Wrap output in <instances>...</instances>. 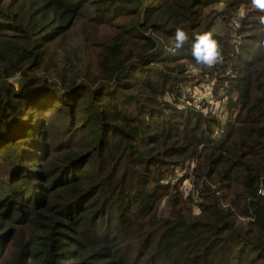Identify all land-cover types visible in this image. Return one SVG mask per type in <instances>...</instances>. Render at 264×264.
<instances>
[{"label":"trees","instance_id":"trees-1","mask_svg":"<svg viewBox=\"0 0 264 264\" xmlns=\"http://www.w3.org/2000/svg\"><path fill=\"white\" fill-rule=\"evenodd\" d=\"M262 17L252 0H0V264H264ZM204 33L212 66L192 55ZM187 64L226 120L187 99Z\"/></svg>","mask_w":264,"mask_h":264},{"label":"rangeland","instance_id":"rangeland-1","mask_svg":"<svg viewBox=\"0 0 264 264\" xmlns=\"http://www.w3.org/2000/svg\"><path fill=\"white\" fill-rule=\"evenodd\" d=\"M243 15V11L240 12L239 17ZM238 20L236 17L233 18L231 23H221L217 22L214 26L217 31H223V28L238 27ZM197 67L192 64H187V77L188 81H184L181 86H183L184 93L188 97L192 99V106L197 110L202 112L203 115L209 114L210 116L216 118H222L226 120L227 118V110L225 107L226 97L221 98L222 92H214L213 88V79L208 76V74L200 73ZM215 83V82H214ZM184 95V96H185ZM207 116V115H205ZM185 169L180 167H175L170 174H173L169 179L174 183L180 180V177ZM164 184L168 182V180L162 181ZM178 186L181 191L184 193L189 192L192 189V185L190 181L183 180L182 182H178Z\"/></svg>","mask_w":264,"mask_h":264},{"label":"clouds","instance_id":"clouds-1","mask_svg":"<svg viewBox=\"0 0 264 264\" xmlns=\"http://www.w3.org/2000/svg\"><path fill=\"white\" fill-rule=\"evenodd\" d=\"M252 2L257 8L264 10V0H252ZM261 22L264 23V17L261 18ZM187 39L186 33L178 28L175 33V48H182ZM192 55L197 63L207 66H212L220 59L216 42L212 39L210 33L196 35L192 44ZM258 194L264 196V188L259 189Z\"/></svg>","mask_w":264,"mask_h":264}]
</instances>
